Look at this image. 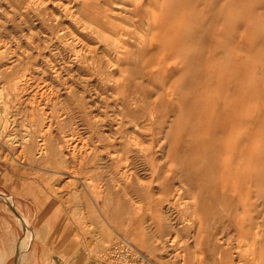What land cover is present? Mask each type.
<instances>
[{"label":"rangeland","instance_id":"obj_1","mask_svg":"<svg viewBox=\"0 0 264 264\" xmlns=\"http://www.w3.org/2000/svg\"><path fill=\"white\" fill-rule=\"evenodd\" d=\"M73 2L117 27L120 64L70 27ZM263 179L264 0H0V264H99L120 240L239 264L264 251Z\"/></svg>","mask_w":264,"mask_h":264},{"label":"bare ground","instance_id":"obj_2","mask_svg":"<svg viewBox=\"0 0 264 264\" xmlns=\"http://www.w3.org/2000/svg\"><path fill=\"white\" fill-rule=\"evenodd\" d=\"M33 1V0H32ZM117 1V0H116ZM28 2V1H27ZM106 2V1H105ZM115 2V1H114ZM113 2V3H114ZM148 2V1H147ZM32 3V2H31ZM74 3V2H73ZM104 3V2H103ZM116 3V2H115ZM36 4V3H35ZM69 4H71V3H69ZM125 4V3H124ZM134 4H135V2H134ZM83 2H76V3H74V4H72V6L70 7V8H68L67 10H68V13H67V15H65L64 17L65 18H67V20H68V22H69V24H70V27L72 26V28H73V30H75L76 31V33L80 36V40H81V38H83V40H86V39H88V41L90 40L91 41V39L93 40L94 39V41L95 42H97V44H103L104 46H105V50L107 51V53H106V57H107V60H106V63H107V67L109 68V67H111L110 69H112V66L111 65H116V64H120L122 61H123V56L126 54L125 52H126V47H125V43H127V42H123L122 41V39H120V35L119 34H117V30H114L115 28L117 29V27L116 26H114L113 24H112V22L110 21V20H108L107 19V16L106 17H103L101 20L100 19H95V20H93V21H91L90 23H87L86 21H84L83 19L84 18H82V13L80 12V10H82V8H83ZM95 5V4H94ZM104 5H106V3L104 4ZM110 5H112V3H110ZM114 5V4H113ZM119 5V4H118ZM129 5V4H128ZM109 6V5H108ZM122 6V5H121ZM125 6H126V4H125ZM138 6V5H137ZM99 7V6H98ZM120 7V6H119ZM139 7V6H138ZM123 8V7H122ZM148 9H149V7H147ZM65 9V8H64ZM100 9H102V8H100ZM116 9V8H115ZM120 9V8H119ZM148 9H147V11H148ZM95 10V9H94ZM103 10V9H102ZM60 11V10H59ZM150 11H152V10H150ZM99 12V11H98ZM107 12H109V11H107ZM126 13H127V11H125ZM112 13H114L113 12V10H112ZM151 14V13H150ZM96 15V14H95ZM107 15V14H106ZM161 15H163V13L161 12ZM160 15V16H161ZM116 16V15H115ZM100 17V16H99ZM113 17V16H112ZM111 18V17H110ZM114 18V17H113ZM147 18V17H146ZM144 19H145V17H144ZM149 19V18H148ZM117 21V20H116ZM144 21V20H143ZM148 21V20H147ZM145 22H146V20H145ZM149 22V21H148ZM144 23V22H143ZM147 23V22H146ZM107 25V26H106ZM106 28H110V29H106ZM145 28H146V26H145ZM151 28V27H150ZM149 29V28H148ZM104 31H106V32H108L110 35H106V34H108V33H105L104 34ZM150 31H151V29H150ZM145 32V31H144ZM75 33V32H74ZM122 32H121V30H120V34H121ZM123 34V33H122ZM125 34V33H124ZM149 34V33H148ZM70 35L72 36V33H70ZM113 37H112V36ZM71 36H70V38H71ZM122 36V35H121ZM127 38V37H126ZM139 38H143V37H138V39ZM126 40V39H125ZM82 41V40H81ZM86 42H87V40H86ZM105 42H108V43H105ZM129 42V41H128ZM165 42V41H164ZM92 43V42H91ZM129 43H131V42H129ZM82 44H85L84 43V41H83V43ZM94 44V43H93ZM139 44V43H138ZM127 45V44H126ZM147 46V45H146ZM142 47V46H141ZM143 48V47H142ZM135 49H136V47H135ZM128 50H131V49H129L128 48ZM139 50H140V48H139ZM166 51V50H165ZM92 52V51H91ZM130 51H128V53H129ZM139 52V51H138ZM138 52H137V54H138ZM151 52V51H150ZM89 53V52H88ZM93 53V52H92ZM103 53V52H102ZM127 53V54H128ZM146 53V52H145ZM130 54V53H129ZM143 54V53H142ZM183 54H185V53H183ZM104 55V54H103ZM132 55V54H131ZM133 55H134V53H133ZM144 55V54H143ZM147 55V54H146ZM129 56V55H128ZM128 56H127V58H128ZM151 56V55H150ZM150 56H149V58H150ZM183 56V55H182ZM185 56V55H184ZM54 57V56H53ZM130 57V56H129ZM132 57V56H131ZM130 57V58H131ZM96 58V57H95ZM126 58V57H125ZM145 58V57H144ZM143 58V59H144ZM178 58V57H177ZM102 59V58H101ZM131 59H133V58H131ZM135 59H136V57H135ZM152 59H153V57H152ZM105 60V59H104ZM145 60H147V59H145ZM175 59H173V61H174ZM189 60V59H188ZM96 61V60H95ZM94 60H93V58L92 57H84L83 56V58H80V60H79V62L81 63V64H84L85 65V67H86V70H88V66H93L92 64L95 62ZM100 61V60H99ZM129 61V60H128ZM134 61H136V60H134ZM150 61V60H149ZM113 63V64H112ZM173 63V62H172ZM57 64V63H56ZM149 64H151V61H150V63ZM97 65V64H96ZM95 65V66H96ZM142 65V62L140 63V66ZM143 65H145V64H143ZM142 65V66H143ZM180 66V65H179ZM80 67V66H79ZM84 67V68H85ZM91 68V67H90ZM102 68V65H97V70L98 71H100V69ZM114 68V67H113ZM118 68V67H117ZM127 68V67H126ZM92 69V68H91ZM94 69V68H93ZM128 69V72H129V68H127ZM176 69V68H175ZM54 70V69H53ZM105 70V69H104ZM103 70V71H104ZM146 70V69H145ZM174 70V69H173ZM89 71V70H88ZM96 71V70H95ZM109 71V70H108ZM171 71V70H170ZM85 72H87V71H85ZM102 72V70L100 71V73ZM177 72V71H176ZM179 72V71H178ZM54 73V72H53ZM91 73V72H90ZM104 73H106V72H104ZM88 74V73H87ZM94 74V73H93ZM127 74V73H126ZM90 75V74H89ZM124 75V74H123ZM122 75V76H123ZM172 75V74H171ZM91 76V75H90ZM96 76H98V75H96ZM104 76V75H103ZM111 76V75H110ZM125 76V75H124ZM174 76V75H173ZM172 76V77H173ZM25 77V76H24ZM23 77V78H24ZM93 77V76H92ZM94 77H95V75H94ZM106 77V76H105ZM101 78H103V77H101ZM123 78V77H122ZM104 79V78H103ZM126 79V78H125ZM101 80V79H100ZM99 80V81H100ZM123 81V80H122ZM175 82V81H174ZM173 82V83H174ZM173 85L174 84H171V88H173ZM124 86V85H123ZM66 87V86H65ZM117 87V86H116ZM174 89V88H173ZM172 95V94H171ZM161 96V95H160ZM170 96V95H169ZM171 98V97H170ZM141 100H142V98H140ZM126 101H128V99L126 100ZM125 102V101H124ZM167 102V101H166ZM137 103V102H136ZM143 103H144V101H143ZM169 103V102H168ZM128 103L126 102V105H127ZM6 106V105H5ZM127 107V106H126ZM4 109H5V107H4ZM125 109V108H124ZM127 109V108H126ZM123 119H124V117H123ZM120 121V120H119ZM115 122V121H114ZM117 122V121H116ZM125 123V122H124ZM137 124H138V122H137ZM116 125H117V123H116ZM118 125H119V122H118ZM139 125V124H138ZM141 125V124H140ZM142 126V125H141ZM123 127V126H122ZM128 127H129V125H128ZM131 127V126H130ZM148 127V126H147ZM151 128V127H150ZM134 129V128H133ZM135 129H136V127H135ZM134 129V130H135ZM138 130H140V129H138ZM221 130V129H220ZM191 131V130H190ZM169 133V132H168ZM167 133V134H168ZM167 134H166V136H167ZM166 136H165V138H166ZM163 139H164V137H163ZM122 140V139H121ZM166 140V139H165ZM22 142V141H21ZM22 144V143H21ZM24 144V143H23ZM169 144V143H168ZM221 145V144H220ZM23 146V145H22ZM220 149H222V146H221V148L219 147V151L218 150H216L214 153H219L221 150ZM218 151V152H217ZM221 153V152H220ZM213 156H215V154H213ZM216 156H217V154H216ZM212 158V157H211ZM219 159L220 158H218V162H219ZM210 161H212V159H209V163H210ZM213 162V161H212ZM214 163V162H213ZM216 163V162H215ZM220 163V162H219ZM211 164V163H210ZM215 165V164H214ZM210 166V165H209ZM217 166H218V164H217ZM121 168V167H120ZM124 168V167H123ZM208 168V167H207ZM127 169V168H126ZM211 169H213V168H211ZM214 170V169H213ZM126 171V170H125ZM211 172H213V171H210L209 173H210V175H212L213 173H211ZM216 172L217 171H215V174H216ZM123 173V172H122ZM204 176H205V174H204ZM213 176L215 177V175L213 174ZM207 179V178H206ZM208 179H212L211 178V176H210V178H208ZM204 180H205V178H203V182H204ZM264 180V179H263ZM201 181H202V179H201ZM212 181H213V179H212ZM187 182H188V180H187ZM190 183V182H189ZM202 183V182H201ZM212 183V182H211ZM255 183H256V181H255ZM180 184V183H179ZM204 184H205V182H204ZM259 184H260V182H259ZM205 185H207V184H205ZM215 185H217V184H215L214 183V185L213 186H215ZM189 186H190V184H189ZM196 186V185H195ZM194 185H193V187H195ZM203 186V185H202ZM209 186H212L211 184H209ZM212 186V187H213ZM212 187H209L210 188V190H211V188ZM257 187V186H256ZM196 188H197V186H196ZM203 188H205V186H203ZM207 188H208V186H207ZM208 188V189H209ZM180 189V188H179ZM215 189V188H214ZM86 190V189H85ZM177 190V189H176ZM181 190H183V189H181ZM188 190H190L189 188H188ZM198 190V189H197ZM197 190H195V191H197ZM187 191V190H186ZM217 192V191H216ZM262 192V191H261ZM186 193V192H185ZM189 193V192H188ZM187 193V194H188ZM215 193V192H214ZM175 194V193H174ZM183 194V193H182ZM193 194V193H192ZM207 194V193H206ZM222 194V193H221ZM221 194H219L218 192H217V194H215V195H221ZM259 195H260V193H258ZM177 195H179V193L177 192L176 194H175V198L177 197ZM185 195V194H184ZM189 195H190V193H189ZM201 195V194H200ZM215 195L213 194V197H215ZM225 195V194H224ZM207 196H209V194L208 195H206V197L205 196H203V200H204V202H205V199H204V197L206 198V201L208 200L207 199ZM227 196V195H226ZM226 196H224V198L226 197ZM229 196V195H228ZM227 196V197H228ZM179 197V196H178ZM191 197V196H190ZM202 197V196H201ZM261 197V196H260ZM171 198V197H170ZM200 198V197H199ZM98 199V198H97ZM215 199H217V198H215ZM218 199H220V197L218 198ZM167 200V199H166ZM191 200H193V199H191ZM190 200V201H191ZM195 200H196V197H195ZM225 200V199H224ZM227 200V199H226ZM220 201V200H219ZM231 201H232V199H231ZM170 202V201H169ZM199 202V201H198ZM220 203V202H219ZM170 204V203H169ZM191 204V203H190ZM232 204H233V202H232ZM199 205V204H198ZM200 205H202V204H200ZM220 205V204H219ZM231 205V202H230V204H229V206ZM197 205H195L194 204V210L196 211V209L198 208V206L196 207ZM228 206V207H229ZM190 207V206H189ZM199 207H202V206H199ZM222 207V206H221ZM227 207V206H226ZM225 207V209H229V208H226ZM191 208V207H190ZM193 208V207H192ZM196 208V209H195ZM206 208V207H205ZM200 210L202 209V208H199ZM198 209V210H199ZM218 209V208H217ZM224 209V210H225ZM231 209V208H230ZM229 209V210H230ZM188 210H189V208H188ZM197 210V211H198ZM203 210V209H202ZM201 210V211H202ZM207 210H208V207H207ZM219 210V209H218ZM218 210H216L215 209V211H218ZM192 211V210H191ZM196 211V212H197ZM200 211V212H201ZM212 211V210H211ZM215 211H213V212H215ZM220 211H221V209H220ZM233 211V210H232ZM193 212V211H192ZM199 212V211H198ZM224 212H226V210L224 211ZM227 212H228V210H227ZM234 212V211H233ZM194 213V212H193ZM202 213H203V211H202ZM201 213V214H202ZM210 213V212H209ZM218 212H216V214H217ZM220 213V212H219ZM231 213V212H230ZM196 214V213H195ZM221 214H222V212H221ZM229 214V213H228ZM191 215H192V213H191ZM190 215V216H191ZM199 215H200V213H199ZM212 215V214H211ZM218 215V214H217ZM231 215H233V213L231 214ZM202 216V215H201ZM220 216H225V215H220ZM195 217H198V216H195ZM207 218H209V221H211L210 219L212 218H210V217H208V216H206ZM231 217V216H230ZM194 218V217H193ZM206 218V220L208 221V219ZM213 218H215V217H213ZM220 218V217H219ZM227 218V217H226ZM196 219V218H195ZM203 219V218H202ZM216 219H218L217 217L215 218V219H213L214 221L216 220ZM238 219V218H237ZM190 220H191V218H190ZM204 220H205V217H204ZM219 221H220V219H218ZM222 220V219H221ZM223 220H225V219H223ZM222 220V221H223ZM229 220V219H228ZM232 220V219H231ZM198 221H199V219H198ZM206 221V222H207ZM226 221V220H225ZM202 222H204V223H206L205 221H203L202 220ZM211 222H213V221H211ZM209 223V222H208ZM224 223V222H223ZM190 224V223H189ZM198 225H200V224H198ZM218 225V224H217ZM224 225V224H223ZM223 225H222V227H223ZM26 226V225H25ZM189 226V225H188ZM202 226H203V224H202ZM209 225H207V227H208ZM260 226V225H259ZM204 227V226H203ZM212 227V226H211ZM211 227H209V228H211ZM226 227V226H225ZM257 227H258V224H257ZM261 227V226H260ZM260 227H258V228H260ZM192 228V227H191ZM194 228V227H193ZM208 228V229H209ZM224 228V227H223ZM246 228H247V226H246ZM203 229V228H202ZM213 229V228H212ZM217 229V228H216ZM262 229V228H261ZM196 230V229H195ZM215 230V229H214ZM221 230V229H220ZM219 230V231H220ZM245 230H247V229H245ZM255 230V229H254ZM206 231H207V229H206ZM257 231H258V229H257ZM211 232V231H210ZM218 232V231H217ZM255 232V231H254ZM253 232V233H254ZM259 232V231H258ZM177 233V232H176ZM207 232H205V234H206ZM218 233H221V232H218ZM256 233V232H255ZM254 233V234H255ZM179 233H177V235H178ZM260 234V233H259ZM258 234V235H259ZM211 235V234H210ZM210 235H209V237H210ZM215 235V234H214ZM221 235V234H220ZM261 235V234H260ZM176 236V235H175ZM206 236H207V234H206ZM222 236H223V234H222ZM212 237H214V236H212ZM255 237V236H254ZM244 238V237H243ZM257 238H259L258 236H257ZM207 239V238H206ZM211 239V238H210ZM246 239V238H245ZM254 239V238H253ZM252 239V240H253ZM202 240V239H201ZM241 241L243 240V239H240ZM255 240V239H254ZM254 240H253V243L252 244H254ZM258 240V239H257ZM207 241V240H206ZM247 241H248V239H247ZM125 242H127V241H125ZM222 242V241H221ZM245 242V241H244ZM257 242V241H256ZM227 243V242H226ZM239 243H242V242H239ZM248 243V242H247ZM200 244V243H199ZM220 244V243H219ZM218 244V245H219ZM237 244V243H236ZM258 244V243H257ZM241 245V244H240ZM239 245V246H240ZM243 245V244H242ZM247 245H249V244H247ZM22 246V245H21ZM224 246V245H223ZM222 246V247H223ZM254 246V245H253ZM252 245L251 246H249V247H251V249H252V247H253ZM255 246H256V244H255ZM24 247V246H23ZM187 247V246H186ZM259 247V246H258ZM209 248V247H208ZM212 248V246L210 247V249ZM239 248V247H238ZM254 248V247H253ZM257 248V247H256ZM23 249V248H22ZM185 249V248H184ZM223 249V248H222ZM225 249V248H224ZM187 250V249H186ZM212 250V249H211ZM226 250V249H225ZM241 250V249H240ZM256 250V249H255ZM183 251V250H182ZM223 250H221V252H222ZM237 251H238V249H237ZM245 251H248V249L247 250H245ZM251 251V250H250ZM253 251V250H252ZM220 252V251H219ZM220 252V253H221ZM208 253H210V251H208ZM218 253V252H217ZM243 254H245V252H242ZM250 253H252V252H250ZM249 253V256L251 255ZM239 254V253H238ZM237 254V255H238ZM240 255V254H239ZM247 255H248V253H247ZM246 255V256H247ZM255 255V254H254ZM253 257V256H252ZM239 258H241V257H239ZM251 258V257H250ZM246 259V258H245ZM254 260H256V258L254 259ZM250 261V260H249ZM252 262V261H251ZM255 262V261H254ZM256 262H257V260H256ZM241 264H242V262H241ZM247 264V263H246ZM255 264V263H254Z\"/></svg>","mask_w":264,"mask_h":264},{"label":"built area","instance_id":"obj_3","mask_svg":"<svg viewBox=\"0 0 264 264\" xmlns=\"http://www.w3.org/2000/svg\"><path fill=\"white\" fill-rule=\"evenodd\" d=\"M99 264H154L129 242L120 240L96 257Z\"/></svg>","mask_w":264,"mask_h":264},{"label":"crops","instance_id":"obj_4","mask_svg":"<svg viewBox=\"0 0 264 264\" xmlns=\"http://www.w3.org/2000/svg\"><path fill=\"white\" fill-rule=\"evenodd\" d=\"M69 232H70V227H68V225L66 226V229H65V234L66 235H68L69 234ZM221 252V251H220ZM264 251H262V250H256V251H252V253H251V260H250V262H249V258L247 259H245L244 258V255H243V253H236V260H238V263L239 264H241V262H242V264H254L255 262L254 261H256V260H254L255 258L257 259V262H256V264H264V256L262 255H260L261 253H263ZM225 254H227V250L226 251H222L219 255H225ZM238 254V255H237ZM255 254V255H254ZM253 256V257H252ZM239 257H241V258H239ZM252 261V262H251Z\"/></svg>","mask_w":264,"mask_h":264}]
</instances>
